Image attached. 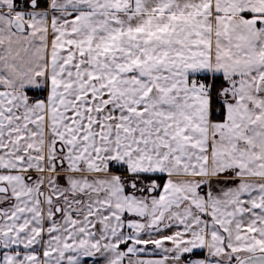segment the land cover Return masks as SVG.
Wrapping results in <instances>:
<instances>
[{
	"label": "snow or ice",
	"instance_id": "1",
	"mask_svg": "<svg viewBox=\"0 0 264 264\" xmlns=\"http://www.w3.org/2000/svg\"><path fill=\"white\" fill-rule=\"evenodd\" d=\"M0 264H264V0H0Z\"/></svg>",
	"mask_w": 264,
	"mask_h": 264
}]
</instances>
